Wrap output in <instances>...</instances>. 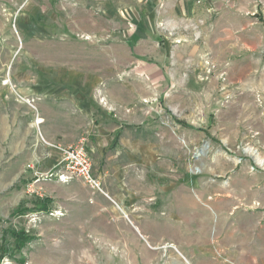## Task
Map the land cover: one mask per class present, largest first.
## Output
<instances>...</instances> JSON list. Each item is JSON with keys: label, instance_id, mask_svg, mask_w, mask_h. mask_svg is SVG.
I'll return each instance as SVG.
<instances>
[{"label": "rangeland", "instance_id": "374dc122", "mask_svg": "<svg viewBox=\"0 0 264 264\" xmlns=\"http://www.w3.org/2000/svg\"><path fill=\"white\" fill-rule=\"evenodd\" d=\"M211 7L0 0V88L79 76L116 128L101 162L86 149L104 203L60 166L36 181L0 153V240L33 236L12 254L7 235L0 264H199L221 219L264 211V0Z\"/></svg>", "mask_w": 264, "mask_h": 264}, {"label": "crops", "instance_id": "0c3cea01", "mask_svg": "<svg viewBox=\"0 0 264 264\" xmlns=\"http://www.w3.org/2000/svg\"><path fill=\"white\" fill-rule=\"evenodd\" d=\"M193 1L210 11L212 5L224 4L214 0ZM232 2L236 1L225 4ZM25 78L32 84L21 90L0 88V153H6L8 161L20 172L32 173L36 181L48 180L49 175L55 177L53 168L59 166L63 150L81 139H85L87 150L98 153L101 162L103 150L111 144L116 128L107 126L109 117L95 106L88 86L80 84L82 79L67 74L26 75ZM97 178L103 179L104 174ZM89 194V200L105 202L104 195L92 194L90 190ZM44 198L53 203L50 197ZM33 208L36 209L34 203ZM250 213L252 217H235L229 224L221 219L215 229L216 255L206 251L199 264H264V211ZM55 214L62 213L55 210ZM140 230L144 235L143 229Z\"/></svg>", "mask_w": 264, "mask_h": 264}, {"label": "built area", "instance_id": "2783aa9c", "mask_svg": "<svg viewBox=\"0 0 264 264\" xmlns=\"http://www.w3.org/2000/svg\"><path fill=\"white\" fill-rule=\"evenodd\" d=\"M214 1H221L228 4L231 1L237 0ZM17 97L23 99L19 95ZM30 106L34 108L33 105L30 104ZM59 166L62 169L57 175V180L60 183H68L72 180H79L85 185V187H87L88 190H90L92 194L99 193L105 196L100 180L92 173L91 162L87 154L84 141H79L76 145L64 149ZM49 177H51V175H49ZM90 202H92L91 199Z\"/></svg>", "mask_w": 264, "mask_h": 264}, {"label": "trees", "instance_id": "16d2710c", "mask_svg": "<svg viewBox=\"0 0 264 264\" xmlns=\"http://www.w3.org/2000/svg\"><path fill=\"white\" fill-rule=\"evenodd\" d=\"M51 204V201L48 198H36L34 202V207L37 211H43L48 212L49 206ZM28 211L26 208H22L19 206L17 209H15L11 216H19L23 215L24 212ZM9 235V237L12 239L13 247L11 249L12 254L19 252L27 243L31 242L33 240V236L29 235L27 232L20 230H6L4 231V235L2 236L0 240V259H3L5 256H7V251L5 250L4 246L6 244V236Z\"/></svg>", "mask_w": 264, "mask_h": 264}, {"label": "bare ground", "instance_id": "6f19581e", "mask_svg": "<svg viewBox=\"0 0 264 264\" xmlns=\"http://www.w3.org/2000/svg\"><path fill=\"white\" fill-rule=\"evenodd\" d=\"M259 164L264 168V161H259Z\"/></svg>", "mask_w": 264, "mask_h": 264}]
</instances>
